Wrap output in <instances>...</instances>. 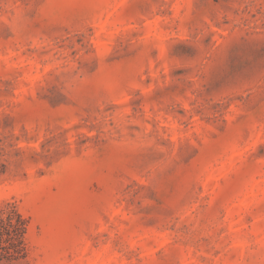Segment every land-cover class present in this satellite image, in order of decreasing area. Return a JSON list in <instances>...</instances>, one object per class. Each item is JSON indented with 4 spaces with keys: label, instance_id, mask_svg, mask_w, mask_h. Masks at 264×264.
I'll list each match as a JSON object with an SVG mask.
<instances>
[{
    "label": "rangeland",
    "instance_id": "obj_1",
    "mask_svg": "<svg viewBox=\"0 0 264 264\" xmlns=\"http://www.w3.org/2000/svg\"><path fill=\"white\" fill-rule=\"evenodd\" d=\"M7 202L28 264H264V0H0Z\"/></svg>",
    "mask_w": 264,
    "mask_h": 264
},
{
    "label": "trees",
    "instance_id": "obj_2",
    "mask_svg": "<svg viewBox=\"0 0 264 264\" xmlns=\"http://www.w3.org/2000/svg\"><path fill=\"white\" fill-rule=\"evenodd\" d=\"M29 219L13 202L0 209V262L28 264L27 234Z\"/></svg>",
    "mask_w": 264,
    "mask_h": 264
}]
</instances>
